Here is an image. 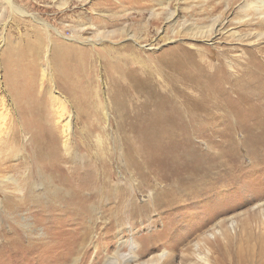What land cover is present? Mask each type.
I'll list each match as a JSON object with an SVG mask.
<instances>
[{"label": "rangeland", "instance_id": "1", "mask_svg": "<svg viewBox=\"0 0 264 264\" xmlns=\"http://www.w3.org/2000/svg\"><path fill=\"white\" fill-rule=\"evenodd\" d=\"M258 1L0 0V238L34 249L0 264H101L129 255L131 245L127 264H163V252L170 264H255L264 256V129L224 110L187 126L185 115L165 111L162 86L149 97L161 106L149 109L169 113L165 119L125 107L129 88L146 92L147 71L157 77L164 61L178 59L186 70L216 62L224 50L219 69L231 72V60L242 61L248 41L264 32V9L247 6ZM58 45L81 53L73 64L84 76L58 74V63L68 62ZM123 56L145 69L112 84L104 61L114 66ZM67 89L78 92L76 101ZM27 91L31 97L19 101ZM33 131L43 143L60 134L59 168L38 162ZM185 160L224 169L207 192L164 207L172 197L168 171L177 181L195 178L174 166ZM76 174L90 176L84 194H95L85 214L68 204L74 186L67 180Z\"/></svg>", "mask_w": 264, "mask_h": 264}, {"label": "bare ground", "instance_id": "2", "mask_svg": "<svg viewBox=\"0 0 264 264\" xmlns=\"http://www.w3.org/2000/svg\"><path fill=\"white\" fill-rule=\"evenodd\" d=\"M7 1L11 4L10 0ZM247 6L248 9L253 8L254 6L255 10L260 12L262 8L264 9V1H258L257 3H254V5L248 4ZM262 12L264 14V10H262L260 13ZM216 23L217 22H215V24ZM212 30L213 29H210L206 33L209 35L210 33H212ZM261 31L255 34V36L253 37L255 39L248 41V47H250L246 48V50H243L244 56L242 57V61H240L239 59H232L231 64L229 62L232 70L229 73L221 72L219 69L222 67V58H220V56L226 53V51L224 50L220 52L216 62H213L209 59V63L207 65L206 63L202 65H192L186 70H179L180 60L178 59L162 62L157 66V77H151L153 73L151 74V70L147 71L150 72L151 75H148L150 82L144 85L142 88V91L147 90L146 92L137 91L134 89V87L129 88L128 97L126 98L127 104L125 107L128 108L129 106H133L132 109L128 110L134 114L146 113L154 115L156 117L162 116L163 119H165V117L169 113L164 114L163 110H161L162 112L159 113L157 111H151L149 109L151 107H157L160 105V102H158L157 100L153 101L149 97L152 95V92H155L157 88L162 86L165 88V91L163 93V96H161L164 100L166 99L168 102H170L171 105V107H169L170 109L167 108V110L165 109V111H174L175 113H179L180 116L185 115L188 119L186 120L187 126L195 125L196 127L195 123L200 119L202 120L205 114H212L213 110H224L225 113H231V115H237L239 117L245 116V127H248L250 129H264V57H261V60H252L256 58L258 54L264 53V32ZM55 52L56 54L58 52V54L60 55L59 58L61 60L65 59L68 61V64L64 63L60 65L58 63V65L61 66L57 69L58 74L69 75V80H73L74 78H78L79 76H84L80 73L82 66L73 64L80 63L79 55L81 53H76V50L73 48L61 47L59 45L56 46ZM122 60L123 62L121 64L116 63L114 66L111 63V60L104 61L106 64L105 66L107 67L106 78H108L109 82H111L112 84H116L120 79L125 78V74L127 75V77H131L134 76L133 72L143 73L141 68L145 69L144 67L135 65V63H137L136 58L130 59L123 56ZM182 63L184 64L185 62ZM232 64L234 65V67H232ZM77 93L78 92H72L71 90V92L69 93V98L73 101H76ZM50 96L51 95H49V97ZM30 97V91L17 94V98L21 102H25ZM56 98L57 97H51L50 99L56 100ZM216 99H221L224 103H216ZM217 104H220L222 106H218ZM180 124L181 123L176 122L174 125L180 126ZM39 125H41V123H39ZM187 126L185 125V127ZM36 132L37 131H33L32 134V145H35L38 148L35 154L38 162L46 169H50V166H53V170L59 168V152L60 147H62L59 144L60 134H48L46 141L44 140L45 143H43V141H41L37 137ZM68 135L69 132H66L67 137ZM67 144L68 141L66 140L63 143L65 149L69 147ZM174 166L183 168L184 174H189L191 171H194L196 175L195 178L186 176L177 181L176 179H174L172 171H168L166 173V177L169 182L166 188L172 191V197L162 202L164 207L166 205L170 206V204L175 202V200H179L180 202L183 201L185 195L195 193L197 194V196H200L202 193L207 192L211 181L218 175L219 172L224 169L222 162H216L213 160H210L209 162H205L204 160H185L182 163H176ZM75 178L77 182L76 185L72 183L75 182ZM70 179L71 180L69 181L68 179L67 182H71L74 187L70 188L68 191L69 196L71 194L72 197L70 202L68 201V204L76 206L78 204V208L76 209L74 207L75 210H73L76 212L80 211L78 212L80 214H85L86 208H88V206L90 205V200L95 196L94 193H89L88 197L84 194V191L90 192L92 189L88 181L90 179V176L87 174H76V176L72 175ZM169 179L172 181H170ZM181 196L183 197L181 198ZM154 206L157 208L159 204H156ZM210 220L211 218L208 217L207 221L209 222ZM107 225L109 226L107 227ZM107 225L105 227L108 229L112 227L111 224ZM83 229L84 232L88 231V228H86L85 226L83 227ZM84 240L85 237L83 238V241L81 243L84 244ZM30 246L31 245H26L22 240H19L16 237H3L2 240L0 238V259H2V257H6L8 258V263H11V261H17V259L21 260V254H24L25 252V255H27V253H31L32 251H34V249L30 248ZM134 247L135 245L130 246L129 255L117 254L116 257L113 258L105 257V260L101 264H127L128 262H131V260L134 258V255H131ZM165 256V252L161 253L159 255V261L162 260L163 264H170V260L167 259V257L164 258ZM184 260L187 261V259ZM255 264H264V256L262 258H259V260Z\"/></svg>", "mask_w": 264, "mask_h": 264}]
</instances>
